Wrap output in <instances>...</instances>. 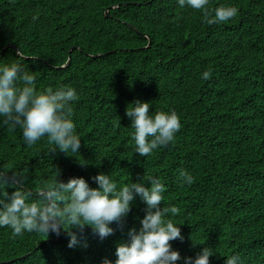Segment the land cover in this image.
I'll use <instances>...</instances> for the list:
<instances>
[{
  "label": "trees",
  "instance_id": "trees-1",
  "mask_svg": "<svg viewBox=\"0 0 264 264\" xmlns=\"http://www.w3.org/2000/svg\"><path fill=\"white\" fill-rule=\"evenodd\" d=\"M238 9L227 22L207 24L203 11L178 0H0V66L16 61L35 77L37 91L74 88L70 102L79 153L68 155L43 137L29 146L23 129L0 116V198L17 186L37 191L58 179L83 177L92 188L100 173L118 188L134 182L165 186L163 206L181 228L171 241L176 264L210 247V264H264V0H209ZM214 15V12H213ZM22 50L25 58L17 57ZM211 73L203 79V73ZM22 86L18 84V87ZM176 111L174 140L147 156L135 152V100ZM87 163L82 166L80 160ZM193 183L181 187L179 172ZM139 196L122 223L101 239L90 226L69 247L67 232L0 227V264H102L142 227ZM73 231H79L73 229Z\"/></svg>",
  "mask_w": 264,
  "mask_h": 264
},
{
  "label": "clouds",
  "instance_id": "clouds-1",
  "mask_svg": "<svg viewBox=\"0 0 264 264\" xmlns=\"http://www.w3.org/2000/svg\"><path fill=\"white\" fill-rule=\"evenodd\" d=\"M178 2L181 7L187 4L202 10L205 22L210 25L227 22L238 12L236 7L224 4L210 10L207 7L209 0ZM17 57L25 58L21 48ZM210 76L211 73L205 71L202 78L209 79ZM18 84L22 86L18 87ZM77 99V93L71 87L61 86L56 90L48 87L37 91L34 75L22 71L16 61L0 66V116L5 118V124L13 128L19 125L23 129L24 140L29 146L46 136L48 142L56 146L53 149L58 148L68 155L79 153L81 138L76 134L70 104ZM150 106L149 102L137 99L126 109L134 129L131 135L135 152L144 157L173 141L174 134L181 128L176 111L157 109L153 115L149 113ZM80 163L82 166L87 164L81 160ZM58 176L38 189V199L31 202L30 194L17 186L23 182L13 181L16 190L10 196L4 191L0 198V227H11L13 237L24 231L59 235L63 228L70 237L68 246L74 247L86 226L101 239L112 235L114 229L110 225L123 222L131 211L135 195L139 194L147 205L142 227L139 231L135 228L130 231V242L118 244L114 262L104 259L102 264H176L180 259V253L172 250L170 242L183 239L181 224L167 218L168 213L175 215L180 209L161 207L165 186L158 178L149 177L150 187L134 182L118 188L110 174L100 173L93 178L98 187L92 188L83 177L63 182ZM179 178L181 187L193 183L191 174L184 170L179 172ZM213 254L210 247H204L194 262L192 257L186 258V264H210L209 258ZM238 260V256L230 255L225 264H237Z\"/></svg>",
  "mask_w": 264,
  "mask_h": 264
}]
</instances>
